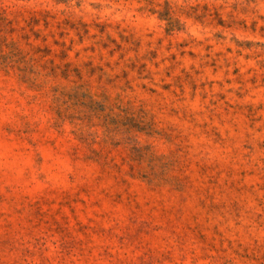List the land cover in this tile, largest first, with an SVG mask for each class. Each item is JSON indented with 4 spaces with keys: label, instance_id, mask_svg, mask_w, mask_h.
<instances>
[{
    "label": "rangeland",
    "instance_id": "obj_1",
    "mask_svg": "<svg viewBox=\"0 0 264 264\" xmlns=\"http://www.w3.org/2000/svg\"><path fill=\"white\" fill-rule=\"evenodd\" d=\"M0 264H264V0H0Z\"/></svg>",
    "mask_w": 264,
    "mask_h": 264
}]
</instances>
